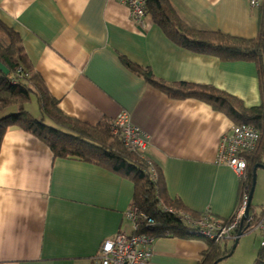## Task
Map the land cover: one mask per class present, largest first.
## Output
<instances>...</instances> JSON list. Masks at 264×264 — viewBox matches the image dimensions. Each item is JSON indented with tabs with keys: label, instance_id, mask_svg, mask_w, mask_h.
Listing matches in <instances>:
<instances>
[{
	"label": "crops",
	"instance_id": "1",
	"mask_svg": "<svg viewBox=\"0 0 264 264\" xmlns=\"http://www.w3.org/2000/svg\"><path fill=\"white\" fill-rule=\"evenodd\" d=\"M169 2L184 25L198 32L244 40L264 32V6L251 8L249 0ZM5 29L20 36L34 70L67 117L97 126L129 112L149 143L145 157L162 179L172 204L163 202L166 208L232 218L240 206L241 180L217 157L222 138L231 136L236 124L198 98H171L124 60L149 69L165 85L214 88L247 109L264 105V79L255 63L185 50L151 16L138 26L117 0H0V44L8 46ZM257 188L256 183L249 210L259 217L264 208L261 213L252 208ZM261 190L258 207H264ZM136 193L126 173L55 157L35 136L9 129L0 151V264H102L106 241L135 236L126 215L136 205ZM251 234L261 258V234ZM228 242L221 244L223 252L229 251ZM210 243L155 238L148 264H203Z\"/></svg>",
	"mask_w": 264,
	"mask_h": 264
},
{
	"label": "trees",
	"instance_id": "2",
	"mask_svg": "<svg viewBox=\"0 0 264 264\" xmlns=\"http://www.w3.org/2000/svg\"><path fill=\"white\" fill-rule=\"evenodd\" d=\"M146 13L171 41L183 49L218 57L225 62L255 63L264 79V32L257 39L244 40L220 33L192 30L180 20L169 0H146ZM5 30L10 44H0V62L8 69L9 74L0 72V114L12 107H16L17 113L0 118V151L8 130L19 128L48 146L55 157L85 160L126 173L136 184V206L154 221L148 227L144 224L139 233L154 238H187L185 224L176 216L161 210L160 205H164L163 202L167 206L172 204L166 196L159 174L157 180L153 181L147 163L128 152L120 138L111 134L112 122L91 126L67 117L34 70L20 36L9 29ZM124 62L148 83L160 88L173 99L198 98L228 115L236 125L246 123L258 128L262 135L258 150L246 158L249 169L262 163L264 105L247 109L237 98L214 88L192 84L168 86L156 80L149 69H142L126 60ZM32 97H36L39 103L43 116L40 121L35 120L24 109V105ZM248 183L252 188V171L249 173ZM229 252L221 250V242H211L210 251L203 264H218L228 257Z\"/></svg>",
	"mask_w": 264,
	"mask_h": 264
},
{
	"label": "built area",
	"instance_id": "3",
	"mask_svg": "<svg viewBox=\"0 0 264 264\" xmlns=\"http://www.w3.org/2000/svg\"><path fill=\"white\" fill-rule=\"evenodd\" d=\"M128 7L132 20L144 27L148 18L146 13V0H117ZM251 8L264 6V0H249ZM111 134L120 138L125 149L144 160L153 181L158 178L155 166L146 159L145 152L148 141L142 130L131 122L129 112L122 111L112 122ZM262 135L261 131L249 124L233 126L231 136H224L220 142L217 162L227 165L241 180L240 206L230 220L218 219L211 215L194 217L193 215L175 211L160 205L164 213L176 216L185 224V234L190 238H203L211 242H234L240 231L242 235L259 232L261 234L260 249L261 262L264 264V212L256 217L249 211L250 191L249 162L247 155L255 154L258 150ZM134 223L135 236L128 239L125 235H118L115 240L106 241L101 249L102 264H148L153 257L152 244L155 238L141 234L140 229L145 224L147 227L154 223L153 219L141 212L139 207L133 206L126 215Z\"/></svg>",
	"mask_w": 264,
	"mask_h": 264
},
{
	"label": "rangeland",
	"instance_id": "4",
	"mask_svg": "<svg viewBox=\"0 0 264 264\" xmlns=\"http://www.w3.org/2000/svg\"><path fill=\"white\" fill-rule=\"evenodd\" d=\"M24 109L35 119V120H42L43 116L41 114V110H40V106L38 101L36 100V97H32L31 101L28 102L26 105H24ZM16 107H12L9 109H6L5 112L0 114V118H4L7 117L9 115H13L16 114ZM264 163V160H263ZM264 172V171H263ZM259 173V171H258ZM257 173V174H258ZM264 174V173H263ZM257 175L258 180H257V194H256V198L254 201V209L255 210H259L262 211L264 207H258L257 204L260 205L261 203V194H262V190L258 193L259 189L262 187H264V175ZM264 197V193L262 195ZM261 213V212H260ZM256 234H249V235H245L244 237H242L240 244L237 245L236 250L234 251L233 255L231 257H227L224 260L220 261L218 264H261V258L259 256V244L256 241ZM222 245H224L225 243H221ZM233 246V242L229 241L228 242V249L229 251L232 249ZM259 256V257H258Z\"/></svg>",
	"mask_w": 264,
	"mask_h": 264
},
{
	"label": "water",
	"instance_id": "5",
	"mask_svg": "<svg viewBox=\"0 0 264 264\" xmlns=\"http://www.w3.org/2000/svg\"><path fill=\"white\" fill-rule=\"evenodd\" d=\"M0 72H2L5 75H8L9 74L8 69L1 62H0ZM259 168H264V165H256L253 168V171H252V188H251V191H250V198H249L250 203H251V199L253 197V193H254V190H255V186H256V183H257V170ZM249 209H250V206L248 207V209L246 211V215H248ZM242 237H243V235H242V232L240 231L239 237L233 242V246H232V249L230 250V252L228 254V257H231L233 255L234 251L237 248V245L239 243V240Z\"/></svg>",
	"mask_w": 264,
	"mask_h": 264
},
{
	"label": "clouds",
	"instance_id": "6",
	"mask_svg": "<svg viewBox=\"0 0 264 264\" xmlns=\"http://www.w3.org/2000/svg\"><path fill=\"white\" fill-rule=\"evenodd\" d=\"M250 211V210H249Z\"/></svg>",
	"mask_w": 264,
	"mask_h": 264
}]
</instances>
